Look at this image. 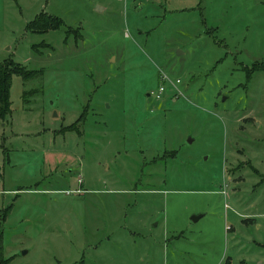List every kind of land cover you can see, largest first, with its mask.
Wrapping results in <instances>:
<instances>
[{"label":"rangeland","instance_id":"1","mask_svg":"<svg viewBox=\"0 0 264 264\" xmlns=\"http://www.w3.org/2000/svg\"><path fill=\"white\" fill-rule=\"evenodd\" d=\"M6 60L9 264H264V0H0Z\"/></svg>","mask_w":264,"mask_h":264},{"label":"trees","instance_id":"2","mask_svg":"<svg viewBox=\"0 0 264 264\" xmlns=\"http://www.w3.org/2000/svg\"><path fill=\"white\" fill-rule=\"evenodd\" d=\"M62 21L48 14H40L28 26V30L37 34H44L49 30L58 29ZM253 71V70H252ZM248 74H250L248 72ZM13 75H18L27 81L31 72L12 60L0 62V120H4L11 112L10 88ZM249 78V76H247ZM26 95V93L24 94ZM0 264H9L3 255L2 232L0 231Z\"/></svg>","mask_w":264,"mask_h":264},{"label":"built area","instance_id":"3","mask_svg":"<svg viewBox=\"0 0 264 264\" xmlns=\"http://www.w3.org/2000/svg\"><path fill=\"white\" fill-rule=\"evenodd\" d=\"M160 81H161V84L158 87V90L156 92H151L150 93V96L152 98H154L155 100H162L161 97H163V95H166V91H167L166 81H169V79L168 78H161ZM176 82L178 84L179 80H177Z\"/></svg>","mask_w":264,"mask_h":264},{"label":"crops","instance_id":"4","mask_svg":"<svg viewBox=\"0 0 264 264\" xmlns=\"http://www.w3.org/2000/svg\"><path fill=\"white\" fill-rule=\"evenodd\" d=\"M197 215H199V218H198V220L197 221H195L194 223H197L198 221H200L206 214H205V212H202V213H200V214H195V215H193V216H197ZM192 216V217H193Z\"/></svg>","mask_w":264,"mask_h":264},{"label":"water","instance_id":"5","mask_svg":"<svg viewBox=\"0 0 264 264\" xmlns=\"http://www.w3.org/2000/svg\"><path fill=\"white\" fill-rule=\"evenodd\" d=\"M198 218H199V216H193V217H191V219H192L193 222L197 221Z\"/></svg>","mask_w":264,"mask_h":264}]
</instances>
